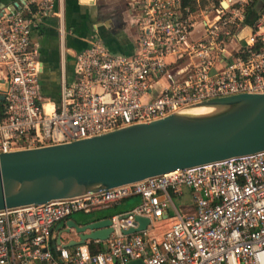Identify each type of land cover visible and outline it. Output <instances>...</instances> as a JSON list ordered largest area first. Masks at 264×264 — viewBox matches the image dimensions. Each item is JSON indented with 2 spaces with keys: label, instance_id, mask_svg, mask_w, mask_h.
Wrapping results in <instances>:
<instances>
[{
  "label": "built area",
  "instance_id": "built-area-1",
  "mask_svg": "<svg viewBox=\"0 0 264 264\" xmlns=\"http://www.w3.org/2000/svg\"><path fill=\"white\" fill-rule=\"evenodd\" d=\"M137 30L130 54L99 39L76 53L56 99L39 84L40 52L31 33L61 9L38 0L0 15V153L70 142L149 122L192 104L239 93H264V12L247 28L252 0H125ZM226 3V5H222ZM193 5L196 8H193ZM200 27L202 35L193 33ZM243 29H248L246 35ZM233 38L236 43H224ZM160 90L155 92V84ZM187 189L190 207L173 196ZM109 217L104 241L71 248L52 229L76 212L128 197ZM135 216L146 217V228ZM168 221L166 228L161 226ZM264 264V150L147 177L82 196L0 211V264Z\"/></svg>",
  "mask_w": 264,
  "mask_h": 264
},
{
  "label": "water",
  "instance_id": "water-1",
  "mask_svg": "<svg viewBox=\"0 0 264 264\" xmlns=\"http://www.w3.org/2000/svg\"><path fill=\"white\" fill-rule=\"evenodd\" d=\"M263 150L264 93L211 98L100 135L1 152L0 211L82 196ZM135 222L137 227L126 234L145 229L149 219L135 216ZM110 225L109 217L68 219L63 232L74 233L76 239L57 243L71 248L89 240L104 241L112 231Z\"/></svg>",
  "mask_w": 264,
  "mask_h": 264
},
{
  "label": "crops",
  "instance_id": "crops-1",
  "mask_svg": "<svg viewBox=\"0 0 264 264\" xmlns=\"http://www.w3.org/2000/svg\"><path fill=\"white\" fill-rule=\"evenodd\" d=\"M253 1L256 2L255 10L247 13L245 21L247 28L256 20L254 14L258 18L264 12V0L251 2ZM37 2L38 0H0V15L17 9L16 5L21 7L24 3H30L32 7H35ZM53 8L61 9V21L54 14L48 16L30 37L31 43L37 46L40 52L42 66L39 84L45 97L51 99L58 97L61 77L72 76L76 53L88 46L93 39H99L107 49L113 52L130 54L134 51L137 30L131 23L125 0H54ZM247 32L248 29H243L242 34ZM193 33L201 36L202 30L198 26ZM224 43H236V41L229 38ZM160 85L159 82L155 92L160 90ZM185 206L190 207V202H186ZM100 210L102 209L95 211L98 214ZM161 224L164 228L168 225V221H163ZM65 227L66 222L65 224L59 222L53 227V242L57 243L60 239L61 243H65L70 239H76L74 233L63 232Z\"/></svg>",
  "mask_w": 264,
  "mask_h": 264
},
{
  "label": "trees",
  "instance_id": "trees-1",
  "mask_svg": "<svg viewBox=\"0 0 264 264\" xmlns=\"http://www.w3.org/2000/svg\"><path fill=\"white\" fill-rule=\"evenodd\" d=\"M194 0H184L185 4H191L193 3ZM210 2V3H209ZM202 6H208L210 4L214 5V6H219V0H202ZM255 3L256 2H251L249 4V6H247V13L254 11L255 10ZM193 8H196L195 5H193ZM135 197V196H133ZM132 198V197H128L125 199L120 200L118 203L111 205L109 207H106L102 210H100L101 212L97 214L96 218H104V217H110L113 214H117V213H122L126 210V208L132 206L133 204L137 203V202H132L130 204H125V200ZM71 217V216H70ZM65 224V222H63ZM89 246L91 247V250H94L95 245L92 241L89 242Z\"/></svg>",
  "mask_w": 264,
  "mask_h": 264
},
{
  "label": "rangeland",
  "instance_id": "rangeland-1",
  "mask_svg": "<svg viewBox=\"0 0 264 264\" xmlns=\"http://www.w3.org/2000/svg\"><path fill=\"white\" fill-rule=\"evenodd\" d=\"M154 86L157 87L159 86V84H155ZM135 201H138V197H132L125 200V204H130ZM173 202L178 208L183 207L186 202H190L189 191L187 189H184V194L181 197L173 196ZM96 216H97V211H91L89 213L76 212L72 214L71 218L80 222L83 219L95 218ZM164 228H166V226H164Z\"/></svg>",
  "mask_w": 264,
  "mask_h": 264
},
{
  "label": "bare ground",
  "instance_id": "bare-ground-1",
  "mask_svg": "<svg viewBox=\"0 0 264 264\" xmlns=\"http://www.w3.org/2000/svg\"><path fill=\"white\" fill-rule=\"evenodd\" d=\"M244 35H246V33H244Z\"/></svg>",
  "mask_w": 264,
  "mask_h": 264
}]
</instances>
